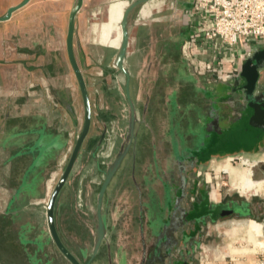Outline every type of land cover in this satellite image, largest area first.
<instances>
[{
	"label": "flooded vegetation",
	"instance_id": "obj_1",
	"mask_svg": "<svg viewBox=\"0 0 264 264\" xmlns=\"http://www.w3.org/2000/svg\"><path fill=\"white\" fill-rule=\"evenodd\" d=\"M133 4L126 67L137 122L126 156L104 194L105 235L95 250L99 193L108 164L129 132L128 79L112 65L122 35L123 12L109 63L97 62L99 50L93 55L89 46H81L91 55L88 64L87 53L83 58L77 55L74 38L92 116L57 196L55 227L81 263L193 264L211 225L228 217L264 221V201L239 199L222 189L219 199L213 200L210 185L202 179L201 168L214 157L206 158L211 141L220 131L215 127L216 116H207L196 106L199 95L188 85L198 76L183 53L190 37L193 0H126L125 10ZM68 60L74 74L69 56ZM91 67L94 72L88 73ZM77 84V107L66 90L61 95L67 123L55 115L50 127L49 120L39 118L30 137L19 139L15 154L7 159L12 163L10 187L14 191L3 193L0 264H73L57 246L47 212L84 126L85 106ZM60 124L62 131L56 130ZM68 190L70 196L63 200ZM73 196L76 201L70 200Z\"/></svg>",
	"mask_w": 264,
	"mask_h": 264
},
{
	"label": "crops",
	"instance_id": "obj_2",
	"mask_svg": "<svg viewBox=\"0 0 264 264\" xmlns=\"http://www.w3.org/2000/svg\"><path fill=\"white\" fill-rule=\"evenodd\" d=\"M23 0H0V16ZM126 0H85L76 22L75 48L79 57L89 55L82 47L89 46L90 54L99 50L97 62L109 63L117 47L119 20ZM74 0H31L17 10L12 18L0 21V209L3 193L10 187L12 163L7 159L15 154V143L28 138L39 118L49 120L55 115L68 118L61 102L64 90L79 105V88L67 55V30L70 9ZM135 47V46H134ZM242 65L251 59L260 68L254 101L264 97V40L245 43ZM88 64H91L90 57ZM96 57V56H95ZM247 78L239 73L227 82L209 76L194 75L190 89L197 92L195 104L207 116H216L219 129L211 141L215 157L233 154L264 156V128L251 126L252 113L242 88ZM60 124L56 130L62 131ZM12 145V146H11ZM234 151V152H233ZM212 158V159H213ZM5 187V190L3 189Z\"/></svg>",
	"mask_w": 264,
	"mask_h": 264
},
{
	"label": "built area",
	"instance_id": "obj_3",
	"mask_svg": "<svg viewBox=\"0 0 264 264\" xmlns=\"http://www.w3.org/2000/svg\"><path fill=\"white\" fill-rule=\"evenodd\" d=\"M189 27L186 60L198 75L227 82L241 70L245 43L264 40V0H193Z\"/></svg>",
	"mask_w": 264,
	"mask_h": 264
},
{
	"label": "water",
	"instance_id": "obj_4",
	"mask_svg": "<svg viewBox=\"0 0 264 264\" xmlns=\"http://www.w3.org/2000/svg\"><path fill=\"white\" fill-rule=\"evenodd\" d=\"M31 0H23L21 3L12 6L8 12L4 16H0V21H7L10 20L13 16V14L19 10L20 8L26 6ZM85 0H75L70 14H69V20H68V30H67V40H66V47L68 51V56L74 71V74L76 76V79L79 83L81 93L83 96L84 106H85V120H84V126L83 130L80 134V136L77 139L76 145L74 147V150L72 152L71 159L69 161L68 167L65 170L63 176L59 180L56 188L54 189L48 203V212H47V220L49 227L52 232V236L61 250V252L73 263V264H90V261L87 263H81L64 245V243L61 241L55 227L54 222V207L55 202L57 199V196L62 189L63 185L66 182V179L73 167V164L75 162L76 156L78 154V151L85 140L91 124V103H90V96L88 92V86L84 77V74L78 64V61L76 59L75 55V49H74V38H75V30H76V20L81 12ZM134 6H129L126 10L124 7L123 10V16L121 20V27H122V35L120 39V43L118 46V50L115 54V58L112 62V65L116 67L118 70L123 72L127 76V83H126V90H127V97L129 102V110H130V119H129V132L127 137L124 139V142L119 149L118 153L115 155L112 162L108 164V169L106 172L105 181L103 183V186L101 188V191L99 193L98 197V216L100 219L99 223V237L96 242L95 250L98 249L99 245L101 244V241L105 235L106 227L104 224V220L101 215V209L103 205L104 200V194L105 191L113 178L114 174L116 173L117 169L119 168L120 164L122 163L124 157L126 156V153L129 149L131 138L134 137V131L135 126L137 122V115H136V105L131 97L130 93V73L128 68L126 67V59L128 55V47H129V12L131 8ZM260 68L257 67L251 59H248L243 66L241 67V70L239 72L240 76H245L247 78V84L242 88L243 94L247 100V107L249 108V111L252 113L253 117L251 120V126L254 129H262L264 128V97L260 96L261 102L254 101L251 97L256 96L254 93L256 91V87L258 84V81L260 79ZM251 96V97H250ZM234 152V151H233ZM213 154L212 151H209L206 158L210 157Z\"/></svg>",
	"mask_w": 264,
	"mask_h": 264
},
{
	"label": "rangeland",
	"instance_id": "obj_5",
	"mask_svg": "<svg viewBox=\"0 0 264 264\" xmlns=\"http://www.w3.org/2000/svg\"><path fill=\"white\" fill-rule=\"evenodd\" d=\"M93 70L92 67L87 69L88 73L94 72ZM93 88L94 91L97 89ZM263 157L224 155L215 157L204 165L201 170L206 174L203 173L202 179L210 185L212 199H219L222 189L239 199L256 198L264 201V163H255ZM227 163L232 167L251 171L255 185L250 191H239L235 187L234 176L224 170ZM69 196L68 190L63 200H68ZM70 200L76 201L77 198L74 199L73 196ZM193 264H264V221L256 218L239 220L235 217L219 220L210 226L209 235L201 246H198Z\"/></svg>",
	"mask_w": 264,
	"mask_h": 264
},
{
	"label": "bare ground",
	"instance_id": "obj_6",
	"mask_svg": "<svg viewBox=\"0 0 264 264\" xmlns=\"http://www.w3.org/2000/svg\"><path fill=\"white\" fill-rule=\"evenodd\" d=\"M224 170L228 172L230 175L234 176L236 182H234L235 187L240 191H247L251 189L255 184L252 180L251 171L241 170L236 167H232L229 163L226 164Z\"/></svg>",
	"mask_w": 264,
	"mask_h": 264
}]
</instances>
